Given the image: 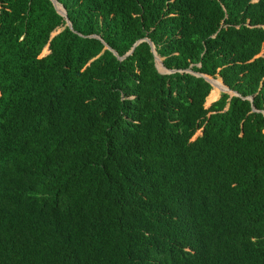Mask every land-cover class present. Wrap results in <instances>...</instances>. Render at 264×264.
<instances>
[{"label": "trees", "instance_id": "trees-1", "mask_svg": "<svg viewBox=\"0 0 264 264\" xmlns=\"http://www.w3.org/2000/svg\"><path fill=\"white\" fill-rule=\"evenodd\" d=\"M57 1L0 0V264H264V0Z\"/></svg>", "mask_w": 264, "mask_h": 264}, {"label": "water", "instance_id": "water-1", "mask_svg": "<svg viewBox=\"0 0 264 264\" xmlns=\"http://www.w3.org/2000/svg\"><path fill=\"white\" fill-rule=\"evenodd\" d=\"M50 1L52 2V4H53L54 8L56 9V11H57L61 16H63V17L65 18V21H66L67 26H69V27L71 28V22H70V20H69L68 17H67V13H66L64 7H63V6H62L57 0H50ZM59 7H60L62 10H61ZM92 36H93V37H98V36H96V35H92ZM141 41H146V42L149 43V45H150V47H151V50H152V52H153V55H154L155 67H156V69H157L160 73L165 74V73H172V72H175L174 70H168V69H166V68L163 66L162 61H161V58L157 55L153 43H152L148 38H144V39H142V40H138V41L134 44V46L132 47V49H131L127 54H131L132 51H133V48H134L138 43H140ZM105 46H106L107 48H109V47L107 46V44H105ZM109 49H110V48H109ZM114 54L116 55V52H114ZM122 58H123V57H119V59H122ZM158 61L160 62V65L158 64ZM161 68H163V70H161ZM189 71L192 72L191 70H189ZM195 74L198 75V76H203V77L205 78V80L211 85V79H210V78H212V77L205 76V75H202V74H200V73H195ZM211 86H212V85H211ZM223 92H224V93H228V94H230V95H237V92L230 90L226 85H225V89L223 90ZM248 99H249L250 101H252V96H249ZM209 105H210V104H209ZM209 105H208V106H209ZM252 108H253V107H252ZM253 110H255V109L253 108ZM262 113L264 114V111H262Z\"/></svg>", "mask_w": 264, "mask_h": 264}, {"label": "rangeland", "instance_id": "rangeland-1", "mask_svg": "<svg viewBox=\"0 0 264 264\" xmlns=\"http://www.w3.org/2000/svg\"><path fill=\"white\" fill-rule=\"evenodd\" d=\"M60 29H61V28L57 29L54 33L58 32ZM54 33H53V34H54ZM46 48H47V47H46ZM47 53H48V50L43 49V51H42V55H45V54H47ZM217 78H219V77H216L215 79H217ZM222 93H224V92H220V93H219V96H220ZM205 105L208 106V104H206V103H205ZM199 133H200V132H198L197 134H199Z\"/></svg>", "mask_w": 264, "mask_h": 264}]
</instances>
